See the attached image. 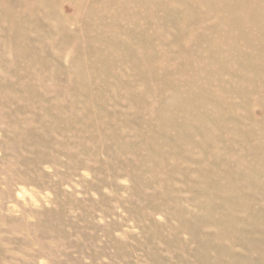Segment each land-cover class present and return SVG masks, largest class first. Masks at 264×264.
Here are the masks:
<instances>
[{
	"label": "rangeland",
	"instance_id": "rangeland-1",
	"mask_svg": "<svg viewBox=\"0 0 264 264\" xmlns=\"http://www.w3.org/2000/svg\"><path fill=\"white\" fill-rule=\"evenodd\" d=\"M0 264H264V0H0Z\"/></svg>",
	"mask_w": 264,
	"mask_h": 264
}]
</instances>
